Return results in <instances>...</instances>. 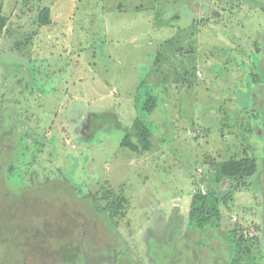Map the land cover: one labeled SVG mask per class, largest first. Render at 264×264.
Listing matches in <instances>:
<instances>
[{
    "label": "rangeland",
    "instance_id": "rangeland-1",
    "mask_svg": "<svg viewBox=\"0 0 264 264\" xmlns=\"http://www.w3.org/2000/svg\"><path fill=\"white\" fill-rule=\"evenodd\" d=\"M0 1V264H264V0ZM158 50L167 87L147 77ZM136 117L150 151L121 147ZM234 154L258 171L217 187L211 159ZM200 176L232 197L203 231ZM121 185L115 230L93 197Z\"/></svg>",
    "mask_w": 264,
    "mask_h": 264
},
{
    "label": "trees",
    "instance_id": "trees-1",
    "mask_svg": "<svg viewBox=\"0 0 264 264\" xmlns=\"http://www.w3.org/2000/svg\"><path fill=\"white\" fill-rule=\"evenodd\" d=\"M26 2H28V0ZM194 21H197V19H194ZM8 22L9 17L5 13L3 2L0 1V37L4 33ZM38 22L42 26L51 23L50 7L43 6L42 8H40L38 13ZM188 50L190 51V48ZM163 54L164 53H162L161 50H158L153 62L157 66H153L150 73H148L147 75L148 79L150 78V75H152V78H157V80L155 81L158 83L157 86L168 83V72H173L174 70V67L166 68L163 71L161 67L158 68L161 65L167 64V58ZM11 70L14 73V68ZM189 73V69L184 70L183 80L187 81L190 78ZM146 83H148L147 80H145V82L142 81L140 85L143 86ZM164 87H167L166 84H164ZM158 103L159 100L157 96L153 95L150 90H148L147 98L144 100L142 108L147 113H151L156 110V108L158 107ZM32 135L35 136L36 133H33ZM21 137L22 140L27 139L31 137V134L24 133V135ZM152 137L153 131L149 125V122L143 120L140 117H136L133 120L132 125L126 129V134L121 141V147L128 148L136 153L150 151L153 148ZM36 141L37 140H35L30 146L38 148L37 151H39L40 142L36 143ZM24 146L26 147V149H24V153L22 152L21 155L26 157L27 154H33L29 152L30 146ZM211 162H213L214 164L213 180L216 183L217 187L220 183H225L226 181H230V183L233 184L235 181L243 180V184H245V180L253 176L259 168L257 158L250 155L239 157L234 154L227 159L219 160L217 158H212ZM195 185L194 188L196 187ZM208 189V192L199 191L196 193H192L190 207L187 214L188 224L191 225V227L199 229L200 231H203L209 225L217 223L221 216V206L224 205V203L228 202V199L232 198L230 194L227 193L224 195H220L218 188ZM93 202L98 212L103 216L104 220L115 230L119 228L121 220L127 216L128 210L131 208L130 198L125 193L124 185H121L119 187H103L95 194V196L93 197ZM243 239V236L240 237V242H242ZM244 250L250 251L251 248L250 246H247V249Z\"/></svg>",
    "mask_w": 264,
    "mask_h": 264
},
{
    "label": "built area",
    "instance_id": "built-area-1",
    "mask_svg": "<svg viewBox=\"0 0 264 264\" xmlns=\"http://www.w3.org/2000/svg\"><path fill=\"white\" fill-rule=\"evenodd\" d=\"M203 181H202V176H200L199 180H198V184H197V187L194 188L193 192H199V191H203Z\"/></svg>",
    "mask_w": 264,
    "mask_h": 264
}]
</instances>
